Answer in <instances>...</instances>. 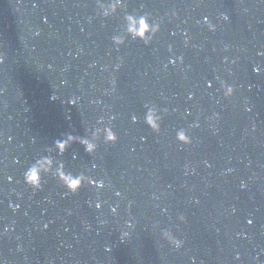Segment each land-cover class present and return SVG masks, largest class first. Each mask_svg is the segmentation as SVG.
I'll use <instances>...</instances> for the list:
<instances>
[{
  "label": "water",
  "instance_id": "water-1",
  "mask_svg": "<svg viewBox=\"0 0 264 264\" xmlns=\"http://www.w3.org/2000/svg\"><path fill=\"white\" fill-rule=\"evenodd\" d=\"M107 2L0 0V264H264V0H123L102 19ZM128 14L160 24L149 46H112ZM146 104L166 110L159 135L143 124ZM101 118L115 145L54 158L103 189L24 185L55 140L90 135ZM179 128L191 145L176 143Z\"/></svg>",
  "mask_w": 264,
  "mask_h": 264
},
{
  "label": "clouds",
  "instance_id": "clouds-1",
  "mask_svg": "<svg viewBox=\"0 0 264 264\" xmlns=\"http://www.w3.org/2000/svg\"><path fill=\"white\" fill-rule=\"evenodd\" d=\"M123 6V0H108L107 3H97V15L102 19H107L109 17L116 16L118 11ZM175 13H173V16ZM220 19L227 21L229 17L226 14H221ZM124 28L123 35L114 34L111 36V44L115 49H119L125 45L127 39L141 42L145 47L149 46L153 39L157 36L160 31V24L152 20L150 22V16L148 14L136 15L128 14L123 17ZM204 27L209 32H215L216 26L211 23L207 17H204L200 21ZM36 35H39L37 32ZM186 35V34H185ZM187 43V39L185 40ZM169 51L171 48L169 47ZM261 53H257L260 55ZM182 58L177 57L176 60ZM176 60L169 59V64H174ZM254 73L259 72V68H253ZM207 87H211V82H207ZM219 91L222 93L225 100H229L234 96L235 88L233 85L226 83L223 80L219 81ZM191 99V96H189ZM70 105L75 104L74 100H69ZM145 111L143 114V124L147 129L154 135H159L161 132V121L162 115L166 113V110L161 112L155 106L145 105ZM250 109H246L249 111ZM114 119L110 117L109 121ZM138 117L133 115L131 121L135 124ZM98 124H102V127L93 128L90 135H73L72 133L64 134L61 138L55 140L50 147H47L45 155H41L36 158L24 171L23 173V183L27 188H30L34 193L39 192L42 189V179L45 177H52L56 182L65 190L68 195H76L85 186L89 188H95L97 191L105 187V182L102 179H93L90 175L83 172L73 173L71 171H66L65 164L63 160H57L54 157H62L64 153L73 145L78 144L83 149L84 153L88 156H93L98 148V144L102 142L105 145H115L118 142V137L113 131L109 124H104L103 118L97 121ZM192 127L198 126L197 124L191 125ZM11 139V138H9ZM143 139V138H141ZM175 141L177 144L182 146H189L192 143L191 137L184 128H179L175 131ZM49 152L52 155L48 154ZM55 153V155H53ZM73 158H77L73 154ZM15 162V161H14ZM93 169L96 167L95 164L92 165ZM228 171H231L229 169ZM241 188L245 187L244 183H241ZM116 196L120 193L116 192ZM196 202V201H194ZM94 207L96 210L101 208V201L97 198L94 202ZM111 211L115 213L116 209L112 208ZM162 211H166L163 210ZM179 224L186 223V217L183 214H179L176 217ZM248 223H251L249 220ZM130 226V225H129ZM7 230V229H6ZM125 233L122 235L124 236ZM160 238L166 242L171 248L179 250L183 247L184 241L178 239L172 234L168 229H163L160 231ZM239 259L237 255L235 257ZM192 264H196L195 259L192 260Z\"/></svg>",
  "mask_w": 264,
  "mask_h": 264
}]
</instances>
